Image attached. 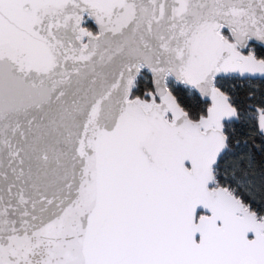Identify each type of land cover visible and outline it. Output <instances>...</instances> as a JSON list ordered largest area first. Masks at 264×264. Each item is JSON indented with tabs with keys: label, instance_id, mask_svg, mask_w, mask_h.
<instances>
[{
	"label": "snow or ice",
	"instance_id": "6c2138e0",
	"mask_svg": "<svg viewBox=\"0 0 264 264\" xmlns=\"http://www.w3.org/2000/svg\"><path fill=\"white\" fill-rule=\"evenodd\" d=\"M257 152L264 0H0V264H264Z\"/></svg>",
	"mask_w": 264,
	"mask_h": 264
},
{
	"label": "trees",
	"instance_id": "16d2710c",
	"mask_svg": "<svg viewBox=\"0 0 264 264\" xmlns=\"http://www.w3.org/2000/svg\"><path fill=\"white\" fill-rule=\"evenodd\" d=\"M246 92H247V86H242V93L246 94ZM239 139L241 140V142H243L244 140H247L250 147L253 144L258 142L256 138L252 137L251 134L247 132V130H245V134L240 136ZM261 161H264V154H261V153L257 152V154H256V163L249 170L250 173L253 176H257L258 175Z\"/></svg>",
	"mask_w": 264,
	"mask_h": 264
}]
</instances>
